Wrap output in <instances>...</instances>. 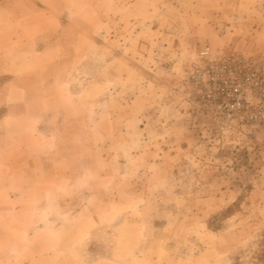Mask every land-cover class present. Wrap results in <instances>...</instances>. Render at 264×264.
<instances>
[{
	"label": "rangeland",
	"instance_id": "obj_1",
	"mask_svg": "<svg viewBox=\"0 0 264 264\" xmlns=\"http://www.w3.org/2000/svg\"><path fill=\"white\" fill-rule=\"evenodd\" d=\"M119 1L79 17L124 41L113 48L126 60L101 62L37 55L88 46L0 0V212L14 215L0 264H264V123L223 118L189 79L204 46L264 57V28L247 42V14L223 24L228 8L264 0H216L214 12V0ZM117 85L136 106L114 105Z\"/></svg>",
	"mask_w": 264,
	"mask_h": 264
},
{
	"label": "crops",
	"instance_id": "obj_2",
	"mask_svg": "<svg viewBox=\"0 0 264 264\" xmlns=\"http://www.w3.org/2000/svg\"><path fill=\"white\" fill-rule=\"evenodd\" d=\"M198 1V0H197ZM112 2H120L119 0H20V6L19 10L23 14L22 15V21L32 22L35 24H32V27H35L38 30L43 31V34H51L49 33L52 30H66V29H73L74 32L71 34L73 36V39L70 41H64V45L69 43L70 46H74V48H78L80 45H82L83 42L86 43L88 46V52L84 54H80V56H70L67 55L62 50H58L57 52H53L48 44H45L43 49H38V54L41 56H45L46 58H50L53 61H62V60H78V61H90V60H100L103 61H109L110 59H114L117 62H123L126 60L124 53L120 52L121 50H114L113 45H121L123 41L122 37H114L110 38V36L106 37L103 33H96L94 31H88V22H84V20L79 19L81 15H85L87 13H94V11L99 10V6H102L100 8V13H108L110 11V3ZM130 5H136L137 0H130ZM57 3H65L64 8L61 10H56L54 5ZM215 3H219V1H212L213 12L217 9L215 6ZM113 4V3H112ZM148 4V2H147ZM152 5L155 7L158 6L156 2H151ZM202 4V3H201ZM205 4H203L204 6ZM104 6V8H103ZM4 8V5H0V9ZM216 8V9H215ZM231 9V11L229 10ZM230 11L233 15L231 17L232 19L223 23L228 28H236V27H242L244 20L248 18V22H245V25L247 28H252V32L249 33L247 38V42L250 41L252 38L255 37V33H257L258 29L264 28V17L262 14H260L264 9L262 6H254L251 3L245 2V3H238L233 7H230L227 9ZM179 11L182 13H185L188 11V8L185 9V7L182 6V2L180 1L179 5ZM247 14L244 20L239 19L237 15L241 14ZM100 19V25H106L108 19L105 15H102L98 17ZM252 21V24H250ZM214 23V22H211ZM256 24V25H255ZM87 29L86 32H83L81 30ZM63 36L64 34L61 33ZM232 38L235 40L238 37L232 34ZM245 39V38H241ZM240 40V41H241ZM122 41V42H121ZM136 44H139L137 41ZM52 51V52H51ZM98 51V52H97ZM54 53V56H49ZM73 54V53H72ZM107 70L101 71V77L108 76ZM60 76V75H59ZM58 76V78H59ZM61 77V76H60ZM25 80L24 78H22ZM57 79V78H56ZM24 83V82H23ZM120 85L116 86V104H114L117 108H124L125 105H131L136 106L139 102V94L134 92L132 94V98L128 101L125 100L124 92L119 90ZM60 87L58 88V90ZM23 92H26L27 90L22 88ZM103 88H101V93L104 92ZM107 93H104L108 95L109 88L108 84L106 86ZM92 97H88L86 99H91ZM101 106L103 104L109 105V99L108 97H101V99L98 101ZM114 106V107H115ZM103 107V106H102ZM139 116V115H138ZM137 116H135L136 118ZM134 118V117H133ZM57 153L59 156H67L66 152H60ZM9 200V198H8ZM18 215H20L22 212H17ZM60 213H51L46 217L48 220L55 219L57 217H60ZM21 217H25L23 215H20ZM14 217V215L10 211H4L0 212V243L2 241V238H4L5 233L11 232L12 225L10 224L11 218ZM4 236V237H3ZM0 252L7 253L8 250L6 248H2L0 244Z\"/></svg>",
	"mask_w": 264,
	"mask_h": 264
},
{
	"label": "built area",
	"instance_id": "obj_3",
	"mask_svg": "<svg viewBox=\"0 0 264 264\" xmlns=\"http://www.w3.org/2000/svg\"><path fill=\"white\" fill-rule=\"evenodd\" d=\"M189 74L200 100L225 119L264 123V57L234 51L214 56L209 46Z\"/></svg>",
	"mask_w": 264,
	"mask_h": 264
}]
</instances>
